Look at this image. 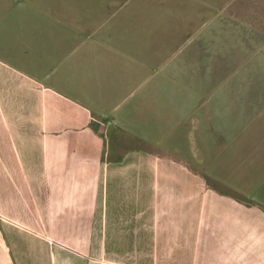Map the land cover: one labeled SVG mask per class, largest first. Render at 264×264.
Masks as SVG:
<instances>
[{
    "label": "crops",
    "instance_id": "crops-1",
    "mask_svg": "<svg viewBox=\"0 0 264 264\" xmlns=\"http://www.w3.org/2000/svg\"><path fill=\"white\" fill-rule=\"evenodd\" d=\"M15 2L0 0V13ZM65 2L30 7L33 24L39 35L41 17L48 27L85 32L49 42L77 44L75 88L96 92L95 101L45 88L0 56V264H15L6 237L19 232L48 242L36 245L33 264L42 252L47 264H264V0H230L221 9L212 0H184L186 7L157 0L160 14L136 8L145 14L126 23L139 30L123 36L93 30L104 27L109 9L124 7L117 0ZM191 24L199 54L235 61L229 69L199 71L196 98L179 106L174 126H183L192 153L122 152L118 144L109 159L108 124L94 120L91 107H114L121 91L166 76L169 45L182 42L178 35ZM7 83L17 86L16 114L8 110L14 101L5 100ZM26 156L35 162L25 164ZM248 157L263 158L255 164ZM12 193L16 205L9 206Z\"/></svg>",
    "mask_w": 264,
    "mask_h": 264
},
{
    "label": "rangeland",
    "instance_id": "rangeland-1",
    "mask_svg": "<svg viewBox=\"0 0 264 264\" xmlns=\"http://www.w3.org/2000/svg\"><path fill=\"white\" fill-rule=\"evenodd\" d=\"M212 2L215 4V8L221 9L225 4L230 2V0H212ZM65 3V0H16L15 5L11 7L13 8L11 11L0 13V56H4L3 58L5 59L3 64L5 62L7 68L19 72L20 74H34L35 78H37L45 88H53L69 99H71V97H76L87 102L95 101L93 97H95L94 95H96V92L93 93V96H88V93L82 91L79 86L75 88V82H80V77L72 74L73 62L80 57V51L76 49L77 44L68 42L64 45L59 41L54 44L49 42V37L60 38L67 36V32H74L72 33V35H75L73 38H78L81 36L85 37V32H81L77 35V29L65 27L69 24H55L48 27V24L43 23L44 20L41 17V34L39 35L38 26L33 24L35 18L31 9L32 6L47 7L50 4L56 5ZM174 3L173 6L182 5V7H186L184 0H174ZM121 4H123L124 7L119 9V11H116L115 8H111L109 9L110 11L106 12V14L112 15L105 17L103 28L93 29L96 30L95 34L97 36H110L113 34L116 36L129 35V29L135 27V24L129 23V21L126 23L128 16L133 15L131 18L133 19L141 14L144 15L145 11L147 14H160L162 7L157 0H117L114 5ZM192 5L193 3H189L187 7ZM141 7H144L145 11L137 12L135 10L136 8L139 10ZM16 10H19V12ZM20 10H22V12H20ZM114 12H117V14L113 15ZM169 12L175 14L174 11ZM195 14L197 13L195 12ZM15 15L19 16L20 22H18V18H16ZM179 19H181V16H179ZM121 21H124L127 26V28L121 29L122 31L116 28ZM10 26L12 28L8 29ZM184 27L185 32L183 31V34L178 35L180 37L185 36L183 41L173 44L169 42L170 54L166 76H161L159 74L154 75L150 80L152 83L150 86H142V88L134 92L128 89L126 91H121L114 101V107H91L94 120L97 121L98 119H102L104 123L108 124V132H105V144L109 147V159L114 157V155H111V152L115 153L118 151V148H116L118 144L122 152L135 149L141 152H152L161 156L160 154L163 152L162 149H169L172 151L176 147H183L185 151L187 150L190 154L192 153L191 140L184 139L181 135L183 126H174V122L176 123L180 120L178 113V110H180L179 106L183 103L191 102L193 98H196L194 91L200 83L203 84L201 77L198 75L199 71L229 69L231 64L235 61L229 60L227 62V60L224 59H210L208 56L203 57V55L199 54L197 51L199 43L198 37L192 40L190 37L193 25L191 24V27L186 25ZM135 30L138 31L139 27H135ZM10 35L13 37L11 42ZM202 36L206 37L208 34L204 32ZM21 38H25L24 41H22ZM82 54L87 53L82 52ZM89 56L91 57L92 55L90 54ZM72 57L73 60L71 59ZM48 71L53 73L51 79H49L46 74ZM164 80H166V83L168 82L167 91L165 90V92L162 93L157 90V87H160V82H164ZM7 85L8 91H5V100L8 104L14 101L12 103L15 105L14 107H16L19 95L17 91H13L17 90V86L10 85L9 83H7ZM27 86L29 85L25 87ZM21 97L23 100L28 99L24 94ZM90 97L91 99L89 101L88 98ZM149 101H152V106ZM14 107H10L8 110L16 114L17 107ZM24 109L27 111L26 107ZM14 117L16 118V115ZM159 122H162V126H160ZM149 123H151V126ZM156 128H158V130H156ZM161 132L165 134L163 140L160 139ZM169 135L170 137L168 138ZM152 136L157 139H155L156 141L153 142V144H150V141L146 140V138ZM156 142L158 145L155 144ZM248 158L249 163L256 164L259 163L263 157ZM33 162H35L33 156H26L25 164ZM15 198V194L12 193L9 206L16 205ZM1 206L0 203V209ZM9 223L11 226V222ZM6 239L9 244L10 256L15 264H22L19 262V256L23 258V264H33V251L37 249L36 245L48 243L45 239H43L44 241L37 242L39 241L38 239L31 237L25 232H19V234L10 233L7 235ZM36 258L38 264H47L45 262L47 261V257H44L43 252L38 253Z\"/></svg>",
    "mask_w": 264,
    "mask_h": 264
}]
</instances>
